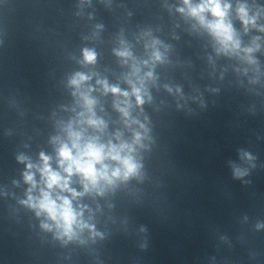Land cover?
<instances>
[{
  "label": "clouds",
  "instance_id": "9594fccd",
  "mask_svg": "<svg viewBox=\"0 0 264 264\" xmlns=\"http://www.w3.org/2000/svg\"><path fill=\"white\" fill-rule=\"evenodd\" d=\"M185 3L187 4L188 0H185ZM208 6H210V10L212 11L213 15L221 18L224 16V12L221 10L218 0H208V5H201L197 8H192L191 12L193 15H196L199 12L204 11L205 7ZM241 12H243V9H241ZM245 23H247V21H245ZM210 27L217 34V36L221 38V42L225 47L228 46V43L232 42V33L230 26H226L223 23L222 19L217 23L210 25ZM233 46L238 47V43L233 44ZM85 55L88 61H92L94 59L92 54L86 53ZM120 55H127V53H120ZM156 58L159 59V54H156ZM86 79L87 77L78 75V79L73 80L72 83L78 85L81 81H84ZM104 86L106 91L110 90L113 93L119 91V89L117 88L109 89L106 83ZM134 92L137 93V102L142 103L138 94L139 90L134 89ZM124 95H127V93H124ZM86 103L89 105V110H91L90 106L92 104V101L87 100L86 98ZM125 115H127L126 112ZM89 123L97 124L99 122L95 120H89ZM76 139H79L78 134H76ZM73 147L79 149V145L75 141L73 142ZM124 147L127 146L121 145V149H123ZM129 151H131V149H129ZM119 152L120 150L113 147L111 148L108 155L114 160H121ZM59 155L62 157V165L65 161L68 162L67 167L64 168V171L68 174L69 177L73 174V171H75L82 174L88 181V183L84 185V189L86 192L89 191V186L95 188L98 184V180L100 179L111 183V178L107 174L106 167H104L101 171H97L95 168V164L102 161V159L104 158L103 146L97 147L96 145L89 143L84 147L83 150H78L77 155L73 157L71 150L65 145L60 149ZM41 159L44 161V166L41 169V172L46 178V184L49 189H52L53 186H56L62 191H70L73 197L81 195L80 193H76L74 190L69 189L68 179L62 178L59 173L51 171V169L48 167V157H45L42 154ZM121 162L123 163L125 168L123 175L127 177L128 174L132 173L135 170L136 165L132 162L131 157H125L121 160ZM29 167L31 168L32 165H29ZM120 174V169H116L112 172L111 175L112 177H117ZM26 179L31 182L32 176L27 175ZM58 199L62 201L59 205L50 197L48 192H43L42 199L38 201V204L33 206L39 207L41 210L46 211L51 219L57 221V226L63 228L64 234L70 236L72 233L73 224L78 223L77 216L79 215V213H75L73 211L71 202L67 198L58 197ZM29 200H31V197L29 198ZM79 226L87 227V225L83 223H79ZM45 227L48 226L45 225Z\"/></svg>",
  "mask_w": 264,
  "mask_h": 264
}]
</instances>
